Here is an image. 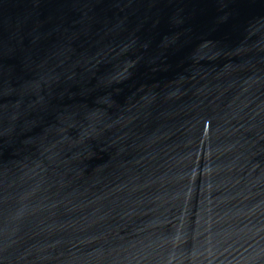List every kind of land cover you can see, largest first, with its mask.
I'll list each match as a JSON object with an SVG mask.
<instances>
[{
  "label": "water",
  "instance_id": "water-1",
  "mask_svg": "<svg viewBox=\"0 0 264 264\" xmlns=\"http://www.w3.org/2000/svg\"><path fill=\"white\" fill-rule=\"evenodd\" d=\"M0 264H264V0H0Z\"/></svg>",
  "mask_w": 264,
  "mask_h": 264
}]
</instances>
